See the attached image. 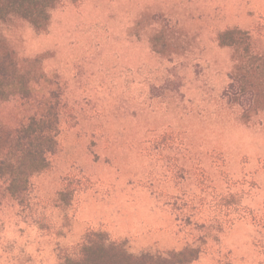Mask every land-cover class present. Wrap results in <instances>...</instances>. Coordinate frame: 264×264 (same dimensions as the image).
I'll return each instance as SVG.
<instances>
[{
    "label": "rangeland",
    "instance_id": "374dc122",
    "mask_svg": "<svg viewBox=\"0 0 264 264\" xmlns=\"http://www.w3.org/2000/svg\"><path fill=\"white\" fill-rule=\"evenodd\" d=\"M50 17L41 33L0 20L19 60L40 57L23 68H42L69 108L59 150L30 179L29 210L0 178V264H58L87 229L137 256L193 247L191 264H264V111L247 122L227 103L232 49L215 38L246 30L264 54V0H65ZM28 109L10 98L0 121ZM63 182L75 194H58ZM174 202L193 212L189 224ZM216 219L223 232L203 238Z\"/></svg>",
    "mask_w": 264,
    "mask_h": 264
},
{
    "label": "trees",
    "instance_id": "16d2710c",
    "mask_svg": "<svg viewBox=\"0 0 264 264\" xmlns=\"http://www.w3.org/2000/svg\"><path fill=\"white\" fill-rule=\"evenodd\" d=\"M64 1L0 0V20L15 15L30 23L37 32H45L50 24V12ZM70 1L77 3L79 0ZM215 38L220 47L232 49V69L222 95L228 104L240 108L241 119L248 122L253 115L264 111V54L255 51L252 35L246 30L227 28ZM156 40V37L150 40L152 49L162 54ZM32 63H40V57L19 60L0 36V103L15 98L20 104L28 103V111H31L22 118L16 117L12 125L0 121V178L6 181V192L22 210L30 209V179L46 171L49 157L59 150L60 117L69 111L61 94L49 87L51 82L42 68H23ZM42 84L47 87L44 97L38 100L34 96L38 93L35 87ZM61 185L63 188L58 194H75L71 183ZM219 198L225 203L220 205L222 208L229 206L233 196ZM181 206L177 202L171 205L177 218L184 217L189 224L192 219L189 215L193 212L186 209L185 203ZM200 227L205 239L217 238L223 232L217 219L204 222ZM58 252V264H191L202 253L200 248L185 247L180 251L137 256L123 243L93 229H87L80 241Z\"/></svg>",
    "mask_w": 264,
    "mask_h": 264
}]
</instances>
